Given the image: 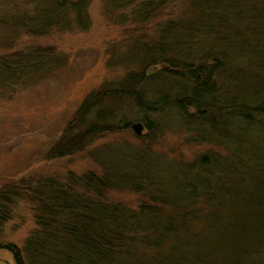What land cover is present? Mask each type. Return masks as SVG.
<instances>
[{"label":"rangeland","instance_id":"1","mask_svg":"<svg viewBox=\"0 0 264 264\" xmlns=\"http://www.w3.org/2000/svg\"><path fill=\"white\" fill-rule=\"evenodd\" d=\"M148 2L91 0L85 26L62 0H0V189H17L21 179L29 189L0 202L9 212L0 224V262L19 264L8 250L16 246L23 264H89L69 235L44 244L38 218L51 217L45 223L63 233L66 224L86 221L90 197L120 215L140 214L154 202L167 207L168 200L189 212V227L167 239L160 256L136 249L141 260L131 264H264V115L251 110L264 108V38L253 55L225 54L215 28H201L195 41L183 31L199 0H167L160 8ZM260 32L264 37V27ZM190 64L212 70L219 102L213 95L200 109L185 103L194 96L192 81L174 74ZM135 73L146 78L144 103L166 98V106L146 113L133 99L110 96ZM244 105L250 114L243 119ZM137 123L145 126L142 135ZM91 175L108 181L101 200L88 187ZM37 189L49 194L53 215L44 214ZM77 196L84 201H73ZM142 217L136 239L154 219Z\"/></svg>","mask_w":264,"mask_h":264},{"label":"trees","instance_id":"2","mask_svg":"<svg viewBox=\"0 0 264 264\" xmlns=\"http://www.w3.org/2000/svg\"><path fill=\"white\" fill-rule=\"evenodd\" d=\"M62 1L63 3L61 4L60 7L62 8L66 7L67 9L71 8L73 11H79V16H78L79 20L83 23V25L88 26L89 20L87 16L88 15L87 8L91 0H62ZM149 1L150 2H148L147 5L151 6V8H154V7L156 8L158 4L162 3L161 4L162 6L163 3L167 0H149ZM157 7L160 8V6H157ZM191 8L194 13V16L196 17H194L191 23L187 22L186 24H183L182 28L184 32H187L188 30L187 33L189 34V38L195 35L194 37L191 38L192 41H195L197 39L196 35H198V33H201L200 31L201 28H203V30L206 28L208 30L215 28V30L218 31L217 33L218 43H219L218 45L222 47L225 54H227V51L228 52L232 51L234 54H237V55L239 54V56L242 57V55L246 56L247 54L253 55L254 51H256L255 49L259 46V42L257 41V39L264 38V37H260L261 35H263V33H261L260 30H262L264 27V0H199V3L192 5ZM200 24L202 26H200ZM221 30H224V31H221ZM160 62L164 64L173 63L172 60L170 61L168 60V58H165V57L161 58ZM215 63H216V66H214V68L220 71V66L218 65L219 62L216 61ZM3 66H4L3 68L7 69L9 72H12L11 68L6 67V62L3 63ZM174 67L177 68L175 65ZM179 67L182 72L181 73L178 72V74H174V75L177 77L187 76L188 77L187 80L192 81L191 84L193 85L192 89L194 92L193 98L195 97L197 98V100L194 102H192L193 100L192 97L190 99L187 97V100L185 98L183 100H185V103L187 101V105H189L190 107L197 106V109H200L201 103L207 102L206 100H204L205 102L201 101L202 98L204 97L213 98V95H216L218 92L216 89V85L212 83L213 81V79H211L213 76L212 70L210 69L207 70L208 67L202 68L201 65L198 66L195 64L194 65L190 64L189 66H184V67L179 65ZM204 69H206L207 71L205 72ZM183 71L184 73L186 72L185 73L186 75H184ZM145 80H146L145 76L143 77L135 73L129 76V78L125 80V84L123 83L124 86L122 89L121 88L114 89V91L110 92L111 93L110 96H113L114 98L116 97L117 99H123V100H125L126 98L133 99L135 101V104L140 106L139 109L141 111L142 110L145 111L146 113L155 112V109H157V107L160 104H164V106H166V100H165L166 98L163 100H160L162 102V103L160 102V104L158 103L154 105H151V104L146 105L144 103L145 96L143 94H139V91H141L140 87L142 86ZM94 98H95L94 99L95 102L96 101L98 102L100 96H98L97 99H96V96H94ZM216 98L217 99L215 100L219 102L217 95H216ZM211 104L212 102L208 103V105L212 106ZM262 104L263 103L259 104L258 106H255V108L251 110H253L254 113L256 112L261 115H264V108H262L261 106ZM247 106L248 105H244V107L241 108L244 110V111L240 110L241 112H239L238 114L240 115L241 118H243V116L247 117L250 114L249 111H247L246 109ZM226 112L234 113L231 111V109H228ZM217 114H216V118L219 117V115ZM217 120L218 119H216L215 121ZM148 126L151 127L149 123H148ZM61 149H63V144L62 145L60 144L57 146V150H61ZM247 167L251 168L254 175L255 173L258 172L257 168L254 165L247 164ZM255 170L256 172H254ZM105 180L103 182L102 179L100 178L96 179L92 175L90 176L89 180H87L89 182L88 184L89 188L95 187L96 191L98 190L96 194L100 195L99 200L102 199L103 195H101L102 194L101 192L104 190V187H106L104 183L107 184L108 182V181L106 182ZM25 181L26 180L21 179L20 181L15 182L14 184H16L18 188L17 189L13 188L8 193L7 192L3 193L1 191L2 189L1 188L0 189V202L4 200L2 202L5 203L6 201V203L8 202L12 203L14 196L19 197V195H21L22 192L29 191V189L26 188L27 185H25L26 184ZM110 185L114 186L113 184L110 183L105 190H108ZM199 191L201 190L199 189ZM69 192L71 193V191ZM35 193L37 196V200L42 201V204L44 208L46 209V212H44V214L46 215L47 213V215H50V214L53 215L52 213H49V212L50 210L54 211L56 207L52 208L48 205V202H47L48 200L46 199V197L49 196V194L45 191V189L43 190L37 189ZM240 193H243V192H240ZM26 194H29V193L27 192ZM238 194H239V191L237 192L236 195ZM86 198H89V202L91 203L94 202L90 199V197H86ZM52 199H57V197H54ZM60 199H64V198H59V201ZM81 199H83L84 201V198H81ZM81 199L77 196L76 200H73V201L79 202ZM57 202H58V199H57ZM85 202L87 203L86 205L87 209L85 207L86 209L85 211L87 212L86 221H84L82 218V220L80 219L79 220L80 222L76 225L66 224L64 226L65 229L62 230L64 231L63 233L60 231L55 232L54 229L48 226L49 225L48 223H45V220L51 219V217H45V218L39 217L38 223H39V226L43 228L42 230H40L42 233L40 235H42L41 237H44L43 239H45L43 241L44 244H53L56 240V236H58V234L60 233L65 235V237L69 235V237L71 238V242H72L71 245L72 246L79 245V247H81L82 253L85 254L86 259L89 264H131L134 259L135 260L138 259L139 261L141 260L137 256H133L137 250L139 251V254L141 255L146 254L151 258L160 256L162 252L164 251L163 243L167 239L174 238L180 233L182 234V232H185L187 227H189L188 226L189 221H187L185 217V214L188 211H186L185 208L183 209L182 206H180L179 202L175 200H173V202L170 200L164 201L165 203L164 202L163 203L164 205H167V207L165 206L159 207L158 205L154 204L155 202L152 203V205L144 204L143 207L141 206L142 211L140 210V214H137V215L134 214L131 216H129L128 213H125L123 211L120 215L117 209L110 210L108 208L106 209L104 207H100L99 205L95 206L94 205L95 202L94 204H90L86 200ZM67 203L68 201L65 200L63 203V206L65 207L64 209L69 208V210L74 209L75 211V208H71V206L67 205ZM57 205L60 206V204H57ZM88 205L96 207V209L93 208L94 210L91 209L92 210L91 211L89 210L90 207ZM62 207L61 206L58 207L57 210H62ZM8 214L9 212L5 213L1 211L0 224H3L2 220L6 221L4 215L7 216ZM142 215H145V217H142ZM139 216L144 218L143 220H141L144 222L147 221L146 219L147 216H154V219L152 218L153 220L151 224L146 225L147 227L142 229V231L140 232L141 234H145L144 238L141 237L142 239L135 238V237H138L137 235H135L136 234L135 230L141 229L140 221L137 220L138 218H140ZM56 219L57 218H55V220ZM42 224H44V227H42ZM242 226L244 225L242 224ZM248 237H251V235ZM153 241H154L153 243L154 246L151 247L152 246L151 242ZM140 246L143 249H140ZM15 247L16 246L14 247L9 246L8 250L12 251L13 253L16 252V260L19 261V264H23V262L21 261V254H20L21 252ZM150 250H154V252L153 251L150 252ZM122 252L130 254L129 256H124L126 260L121 259L119 253H122ZM166 257L167 256H165V258ZM82 262L83 261L81 260V262L79 263L85 264ZM68 264H72V261H69Z\"/></svg>","mask_w":264,"mask_h":264},{"label":"water","instance_id":"3","mask_svg":"<svg viewBox=\"0 0 264 264\" xmlns=\"http://www.w3.org/2000/svg\"><path fill=\"white\" fill-rule=\"evenodd\" d=\"M154 72H155V69H151L148 71V74L152 75ZM132 127L137 135H142L143 131L145 130V126H143L141 123H137L136 125H133ZM0 264H9V263L3 261V262H0Z\"/></svg>","mask_w":264,"mask_h":264}]
</instances>
